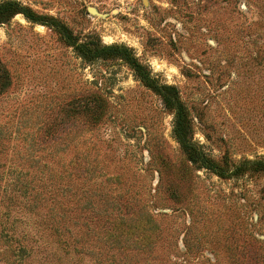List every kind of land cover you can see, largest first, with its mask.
Instances as JSON below:
<instances>
[{
	"label": "rangeland",
	"instance_id": "rangeland-1",
	"mask_svg": "<svg viewBox=\"0 0 264 264\" xmlns=\"http://www.w3.org/2000/svg\"><path fill=\"white\" fill-rule=\"evenodd\" d=\"M12 1L39 21L0 24V264H264V171L240 166L264 161V0ZM61 27L173 86L225 176L124 52Z\"/></svg>",
	"mask_w": 264,
	"mask_h": 264
},
{
	"label": "trees",
	"instance_id": "trees-1",
	"mask_svg": "<svg viewBox=\"0 0 264 264\" xmlns=\"http://www.w3.org/2000/svg\"><path fill=\"white\" fill-rule=\"evenodd\" d=\"M23 13L25 17L32 21H39V18L29 11L28 9L19 5L16 1L6 0L0 3V24L6 23L9 21L15 14ZM59 32L62 36L69 42L71 45L75 46L76 50L80 55L85 57L87 60L92 61L98 57L112 54V55H120L124 52L126 55V59L129 60L130 64L135 68L139 76L146 82V84L159 92L162 95L165 104L174 110V136L178 143L181 145L184 152L187 154L188 159L193 163L197 164L199 168H207L211 170L213 173H216L219 176H225L228 169L224 166L220 165L212 158L208 157L203 151L199 150L196 145H194L191 141L190 136V120L182 103L177 98L176 90L173 86L170 85H157L155 82L149 77V75L144 71V69L136 62L133 61L131 57H129V53L127 52V48L120 47L117 45H109V46H97L95 48H90L86 43L79 44L75 39H72L70 35H67L64 29L61 27ZM124 55V56H125ZM240 166L250 167L254 170L264 171V161H244ZM238 167L234 170L236 172ZM10 216H8V219ZM23 225L21 220L16 218L12 219V222L9 221L8 229L12 232H24L23 229H20L19 226ZM4 237H11L8 232L4 235ZM23 239H26V233H23L21 236ZM67 242H64L63 245H67Z\"/></svg>",
	"mask_w": 264,
	"mask_h": 264
},
{
	"label": "water",
	"instance_id": "water-1",
	"mask_svg": "<svg viewBox=\"0 0 264 264\" xmlns=\"http://www.w3.org/2000/svg\"><path fill=\"white\" fill-rule=\"evenodd\" d=\"M89 11H90L91 13H97V11H96L95 9H93V8H89Z\"/></svg>",
	"mask_w": 264,
	"mask_h": 264
}]
</instances>
